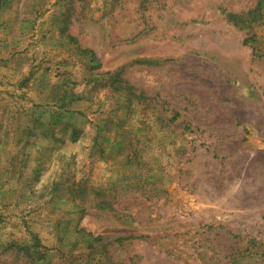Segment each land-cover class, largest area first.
I'll list each match as a JSON object with an SVG mask.
<instances>
[{"label": "rangeland", "instance_id": "1", "mask_svg": "<svg viewBox=\"0 0 264 264\" xmlns=\"http://www.w3.org/2000/svg\"><path fill=\"white\" fill-rule=\"evenodd\" d=\"M0 264H264V0H0Z\"/></svg>", "mask_w": 264, "mask_h": 264}]
</instances>
